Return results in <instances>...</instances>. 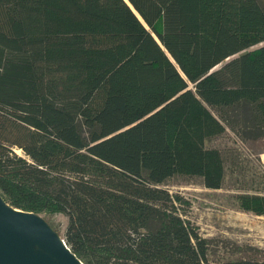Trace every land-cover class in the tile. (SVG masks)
<instances>
[{
    "label": "trees",
    "instance_id": "obj_1",
    "mask_svg": "<svg viewBox=\"0 0 264 264\" xmlns=\"http://www.w3.org/2000/svg\"><path fill=\"white\" fill-rule=\"evenodd\" d=\"M243 110L264 125V0H0V195L84 264H264L211 260L162 188L221 189L206 142Z\"/></svg>",
    "mask_w": 264,
    "mask_h": 264
},
{
    "label": "rangeland",
    "instance_id": "obj_2",
    "mask_svg": "<svg viewBox=\"0 0 264 264\" xmlns=\"http://www.w3.org/2000/svg\"><path fill=\"white\" fill-rule=\"evenodd\" d=\"M250 113L229 111L226 132L206 142L207 149H217L223 157L221 189H208L202 178L185 176L162 186L187 202L180 210L209 242L211 260L264 262V215L245 211L238 203L241 195L264 196V125L253 123ZM44 217L63 238L67 217Z\"/></svg>",
    "mask_w": 264,
    "mask_h": 264
},
{
    "label": "water",
    "instance_id": "obj_3",
    "mask_svg": "<svg viewBox=\"0 0 264 264\" xmlns=\"http://www.w3.org/2000/svg\"><path fill=\"white\" fill-rule=\"evenodd\" d=\"M0 264H84L41 215L15 209L0 195Z\"/></svg>",
    "mask_w": 264,
    "mask_h": 264
}]
</instances>
